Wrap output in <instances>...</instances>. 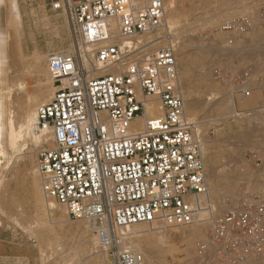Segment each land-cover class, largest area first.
<instances>
[{"label": "built area", "instance_id": "obj_1", "mask_svg": "<svg viewBox=\"0 0 264 264\" xmlns=\"http://www.w3.org/2000/svg\"><path fill=\"white\" fill-rule=\"evenodd\" d=\"M64 11L78 38L97 49L86 53L89 64L79 54L46 58L55 92L37 108V126L50 135L36 159L41 192L70 221L91 225L110 264H142L141 252L120 248L121 229L188 228L212 209L198 123L185 116L173 44L161 38L165 44L152 56L119 45L171 34L164 30V0H66ZM258 16L264 28L262 8ZM252 27L251 15L242 14L220 29L233 45ZM209 220L196 262L181 264L264 258V199Z\"/></svg>", "mask_w": 264, "mask_h": 264}, {"label": "rangeland", "instance_id": "obj_2", "mask_svg": "<svg viewBox=\"0 0 264 264\" xmlns=\"http://www.w3.org/2000/svg\"><path fill=\"white\" fill-rule=\"evenodd\" d=\"M169 3L173 9V21L169 20V25L176 35L172 44L181 91H184L182 94L185 102L192 98L198 105L195 115L187 114V118L198 123L199 138L205 143L202 150L204 148L206 172H214L216 169L214 173L217 179L212 183L208 181L211 213L205 212L208 215L206 218L212 219L246 204L256 205L264 199V56L253 52V47L255 50L261 43L264 44V28L258 16L259 9L264 10V4L263 1L258 3L255 0H171ZM166 11L168 17L170 13ZM242 14L251 15L253 27L244 36L236 38L233 45H228L227 35L220 28ZM192 31L198 36L184 47L185 55H181L180 38ZM159 34L163 36L166 33L160 31ZM76 41L78 34L68 22L62 0L33 3L26 0H2L0 90L13 89L16 83L23 82L24 91L30 93L37 107L46 103L55 90L45 67L46 80L43 78L40 64H46V57L51 53L73 51V43ZM164 44L162 39L159 40L153 50ZM214 72L218 73V78ZM201 73L205 75L202 84L198 80ZM245 74L247 77H244ZM233 88L238 89L233 92ZM229 90L233 92L235 118H231L229 110H224ZM242 90L250 92L243 103L241 100L245 97ZM22 94L13 93L11 106L16 114L20 112L16 98ZM216 100L221 102L211 107ZM247 116L258 118L245 120ZM249 128H255L252 137L244 134V130ZM44 137L50 139L49 134ZM23 145L19 154H14L10 149L5 153L0 138V264H110V258L104 255L97 244L88 245L85 250L77 248L80 244L78 235L84 225L88 224L86 221H70L62 208L59 217L50 215L52 223L49 224L45 208L40 207L45 200L36 172V157L42 149L35 150L29 144ZM209 219L200 226L194 225V228H174L166 232L155 229L153 239L157 238L154 235L163 231L167 235L166 245L173 247L172 257H166L162 263L181 264L183 259L195 263L196 244L206 241L209 235ZM46 227L50 230H46ZM135 227L144 230L149 225L130 226L120 232L135 230ZM29 230L45 234L51 247L39 252L38 243ZM193 231L198 235L188 238L189 232ZM142 238L140 234L130 235L125 238V243L130 246L132 244L133 249H143L140 243ZM95 241L99 243L96 236ZM55 247H62L67 256H61L59 249L55 253ZM97 249L99 255L89 256L92 250L94 252ZM75 250L76 254L79 251L76 257L75 253L72 254ZM141 253L143 264H146L149 256L146 252ZM70 255L72 261L69 260ZM253 264H264V258Z\"/></svg>", "mask_w": 264, "mask_h": 264}, {"label": "bare ground", "instance_id": "obj_3", "mask_svg": "<svg viewBox=\"0 0 264 264\" xmlns=\"http://www.w3.org/2000/svg\"><path fill=\"white\" fill-rule=\"evenodd\" d=\"M164 1H166V3H167V4L164 3L165 10L166 9L169 10V13H170L169 16L167 17V11H166L165 25H164L165 29L164 30H166V32H171V34H164L163 36H160V34H153L151 36L146 35V36L140 37V38H144V39H139V37L130 38V39H123V40H119V45L122 46V47H136V49L143 48V50L141 52L144 53V54H142V55H144V56H146V55L152 56L156 52V50H153V48L155 47L154 44L156 42H159V40H161V38H165L168 42L172 43V39L175 40V38H176V35H174L172 33L171 27L169 25V24H171L170 21L171 22L173 21V16H172V10L173 9L170 8V3L169 2L171 0H164ZM62 2L65 4L66 0H62ZM1 4H2V0H0V5ZM113 34L116 35L117 33L114 32ZM167 35H169V36L167 37ZM197 36L198 35L195 33V31L188 32V33H185L184 35H182V37L180 38L181 48L179 50L181 55H185L184 47L188 46V44H190V42L192 40L197 38ZM261 44L255 50H254V47H253V52L254 51H256L255 53L259 52V55L262 54V56H264V44H262V45ZM73 46H74V50L73 51L60 52L58 54H74V55L75 54H79L81 56V58L84 61H86L87 64H89L88 59L86 57L87 56L86 53H88V55L91 56V55L94 54V50L97 49V47H95L94 44L85 43L80 38H78V41L73 43ZM216 47L217 46H214L213 48H216ZM221 48H223V47H221ZM223 49H225V48H223ZM216 50L214 49L215 52H216ZM218 53H219V51H218ZM40 67L42 69L41 73L43 75V78L46 80V73L44 71V67L46 68V72L48 74L47 66H46L45 63H42V64H40ZM107 72H109V70ZM49 79H50V77H49ZM204 79H205V75L203 73L198 75V80H199L200 84H202L204 82ZM180 83H181V80H180ZM51 84H52V80H51ZM23 86H24L23 82L22 83L20 82V83H16L15 87L13 86L14 87L13 89H8L7 88L6 91H2L3 89L0 90V138L3 140L4 147H2L3 148L2 151L5 152V153H7L8 149H10V150H12L14 152V154H19L20 148H21V146L23 144H29L30 147L34 148L35 150L36 149H43V148H46V147L50 146L49 145L50 139H46L47 137L46 138L44 137L47 134V129H40L37 126V124H38V120H37V108L38 107H37V105L38 104L32 99V96L30 95L29 92H25L24 91V87ZM52 87L54 88L53 85H52ZM180 87H181V85H180ZM181 89H182V87H181ZM237 89L238 88H236V89L233 88L231 90H233V92H234V90H237ZM53 90H55V88ZM15 92H23L22 95H20V96H18L16 98V103H17V106H18L19 111H20L19 114H16L15 111L13 110L12 106H11L12 100H13V98H12L13 97V93H15ZM182 92L184 93L183 90H182ZM233 92L229 90V92H228V94L226 96V105L224 106V110H229L231 112V115H232L231 118L237 117V115L234 112L235 104H234V101H233L234 100L233 99ZM246 99L247 98L242 99L241 102L243 103L244 101H246ZM219 102H221V101L220 100H218V101L216 100L215 102H213L211 104V107L217 106L219 104ZM40 103H43V102H40ZM184 103H185V105H184L185 116L187 117V114H189L190 116H194L195 115V110L198 108L197 102L194 99L190 98L186 102L184 101ZM254 117L255 116H247V117H244V118H245V120H247L249 118L252 119ZM256 117L258 118V116H256ZM256 120H258V119H256ZM254 131H255V128H253V129L249 128L246 131L244 130V134H246L248 137H250V136L252 137L253 134H254ZM38 132H40V134H38ZM242 139L245 140V138H242ZM246 142H247V140H246ZM204 144H205L204 141L201 140V150H202V146ZM24 146L25 145H23V147ZM203 151H204V148L202 150V153H203ZM36 159H37V157H36ZM209 169H210V167H209ZM215 171H216V169L214 170V172ZM214 172L213 171L206 172L207 190H208V195H207L208 199H207V201L208 200L210 201V199H209L210 198V189L208 188V181L210 183H212L213 181H215L217 179V177L215 176ZM42 197H43V194H42ZM44 200H45L44 205L41 204L40 207H44L45 208V211H46V214H47V218H48V222H49V224H51L52 222L50 220V215L52 214L55 218L59 217L61 215L62 207L59 204H57V203H55L53 201H48L45 198H44ZM206 217H208L207 213H205V211H203V210L200 211L199 212V216H198V220H197V222L194 225L197 224V226H200V224H202L204 221L209 219V218H206ZM138 225H141V224H135V225H132V226H138ZM194 225H193V228H194ZM61 226H59V227H61ZM191 228H192V226H191ZM180 229L182 230L184 228H179V230ZM46 230H50V228L48 229V227H46ZM29 232H31V236L33 235V238L36 239V241L38 243L39 252L40 251L43 252V250H46L48 247L49 248L51 247L49 242H48V240L44 236L45 234L43 235L41 233H39V234L38 233H34L32 230H29ZM138 234L143 235V238H142L140 243L142 244V247H143L144 250L143 249H139V248H138V250L133 249V248H131L132 244L130 246V245H127L125 243V238L126 237H128L130 235L135 236V235H138ZM153 234H155V228L150 227V226H149L148 229H144V230L140 229V227H135V230L133 228L131 230H128V232H124V233L119 232V235H120V238H121L120 248L123 249V250L124 249H126V250L130 249V250H135V251H138V252H141V251L142 252H146L147 255L149 256V257H147L148 259H147V263L146 264H163L162 262H163V260L166 259V257H169V256L172 257L171 255L173 253V247L166 245L167 244V241H166L167 235H165V233H163V231H162V233H159L158 235H154V236L157 237L156 239H153ZM197 235H198V233L196 231L189 232L188 238H193L194 236L196 237ZM78 236L80 238V244L77 247L79 250H85L88 247V245H96L97 244V246L98 245L100 246V243H96L95 234H94L93 228L89 224L84 225V227L80 230V233H79ZM199 238H201V237H199ZM178 239H180V238H178ZM178 239H177V241H178ZM180 240L182 241V239H180ZM45 243H47V244L45 245ZM58 247H59V245H58ZM55 248L53 249V250H55L54 251L55 253L60 250L61 251V256L62 255H64L65 257L67 256V254H66L67 252L64 253L62 247L56 248V249ZM57 249H59V250H57ZM72 250H73V248H72ZM77 252L79 253V251H77ZM98 252H99V249H97V251L94 250V252L92 250L90 252L89 256H93L94 257L95 255H99ZM164 252L166 254H163ZM74 253H75V257H76L77 254H78V253L76 254V250L72 254H74ZM70 257H71V255H70ZM71 259H72V257L69 260H71ZM253 263L254 262L252 261V262H250L248 264H253Z\"/></svg>", "mask_w": 264, "mask_h": 264}]
</instances>
